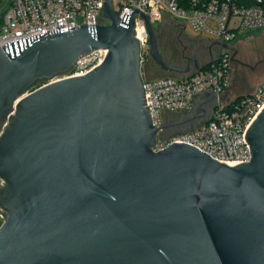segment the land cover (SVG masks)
I'll return each mask as SVG.
<instances>
[{
  "label": "water",
  "instance_id": "water-1",
  "mask_svg": "<svg viewBox=\"0 0 264 264\" xmlns=\"http://www.w3.org/2000/svg\"><path fill=\"white\" fill-rule=\"evenodd\" d=\"M103 6L110 24L0 47V125L14 113L0 137V264H264V108L245 135L250 162L231 167L184 142L155 152L135 17ZM133 12L160 70L213 63L166 64L149 18ZM96 51L101 65L67 77ZM200 98L210 113L183 115L180 126L194 123L184 131L212 114L215 95Z\"/></svg>",
  "mask_w": 264,
  "mask_h": 264
},
{
  "label": "built area",
  "instance_id": "built-area-1",
  "mask_svg": "<svg viewBox=\"0 0 264 264\" xmlns=\"http://www.w3.org/2000/svg\"><path fill=\"white\" fill-rule=\"evenodd\" d=\"M104 2L106 0H0V47L18 39L47 34L48 30L56 31L61 24H64L62 32L83 25L110 24L103 17ZM122 5L120 18L125 14L135 17L141 67L151 59L150 41L145 20L140 13L133 12L134 8L143 12L153 27L167 19L173 20L186 30L191 27L200 38L207 36L209 40L205 42L210 45L221 44L217 46L219 52L215 53L213 63L201 71L194 70L178 78L143 80L153 126L159 130L155 152L184 142L231 167L250 162L252 154L245 135L264 108V84L249 95L226 101L223 95L232 85V51L223 45L233 47L245 32L264 31V0H119L118 4L113 0L115 12H119ZM105 55L106 51H96L80 59L67 77L89 74L103 63ZM208 92L216 97L212 100L214 107L208 122L192 131L179 130L183 115L192 113L197 98ZM9 118L0 125V137ZM0 184L4 185L2 179Z\"/></svg>",
  "mask_w": 264,
  "mask_h": 264
},
{
  "label": "rangeland",
  "instance_id": "rangeland-1",
  "mask_svg": "<svg viewBox=\"0 0 264 264\" xmlns=\"http://www.w3.org/2000/svg\"><path fill=\"white\" fill-rule=\"evenodd\" d=\"M119 0H115V4H118ZM173 20H166L162 24H155V30H156V36L157 41L159 44L160 52H161V42L163 37H165V34L167 32L166 29H170L173 33L176 32L175 26L172 24ZM176 23V22H175ZM178 24V23H176ZM187 35L191 39H197L200 38L199 34H197L191 27L187 28ZM203 41L209 40V38L206 36L200 38ZM175 45H179L177 43L178 41H174ZM195 42V41H194ZM234 52L235 50L237 53H239L236 56L237 61L245 62L251 66L263 64L260 65L259 68L264 67V31H249L245 32V34H242L241 37L238 38L237 41H235L234 44H232ZM194 52V50H192ZM162 54V52H161ZM193 56H199L198 54H192ZM152 59H147L146 63H144L142 70L143 80H149V79H159L168 77V74L165 72H161L158 70L153 69L152 65ZM154 62V61H153ZM232 70L230 72V78H231V89L229 91L230 99H237V97L249 95L253 93L257 88H259L261 85L264 84V70H258L256 74L249 76V78L244 81L242 78L236 79L237 71L243 72L245 68H242L240 64H234L232 67ZM236 81V84L233 85V81ZM244 81V82H243ZM183 131L182 129H180ZM180 132V131H179ZM1 182V178H0ZM4 219L0 216V227L3 225Z\"/></svg>",
  "mask_w": 264,
  "mask_h": 264
},
{
  "label": "flooded vegetation",
  "instance_id": "flooded-vegetation-1",
  "mask_svg": "<svg viewBox=\"0 0 264 264\" xmlns=\"http://www.w3.org/2000/svg\"><path fill=\"white\" fill-rule=\"evenodd\" d=\"M172 24L175 26L176 32L173 33L170 29H166L167 32L161 42V52L166 64L171 66H186L189 60L192 57H194L193 55H190V53L198 54L199 56H195V57H198L203 62H207L216 55L215 53L219 52V48L217 46L215 45L211 46L208 42H205L200 38L191 39L187 35V30L183 26H180L175 22H173ZM174 41H178L177 43H179V45L178 44L175 45ZM192 50H194V52H192ZM238 54L239 53H237V51L231 52L232 66L237 63L240 64L242 68H245V70L243 72H240V74H239V70L237 71V75H236L237 80L242 78L244 81H246L249 78V76L256 74L258 70H264V67L259 68V66L263 64L251 66L245 62L237 61L236 56ZM152 65L154 70H158L163 73L165 72L166 74H168V77L180 76L179 74L176 75L174 73L172 74L160 70L159 67L153 61H152ZM237 80L233 81V85L236 84ZM197 121L199 120L196 119L194 122ZM192 124L182 126L180 127V129L182 130L187 129Z\"/></svg>",
  "mask_w": 264,
  "mask_h": 264
},
{
  "label": "crops",
  "instance_id": "crops-1",
  "mask_svg": "<svg viewBox=\"0 0 264 264\" xmlns=\"http://www.w3.org/2000/svg\"><path fill=\"white\" fill-rule=\"evenodd\" d=\"M231 87L229 88V90L223 95V97L225 98V100H231L230 96H229V91H230ZM210 107H211V102L209 101V99H201L200 96L197 98L196 102H195V106L194 109H198L201 108L203 109L206 113H210ZM202 111V110H201Z\"/></svg>",
  "mask_w": 264,
  "mask_h": 264
}]
</instances>
